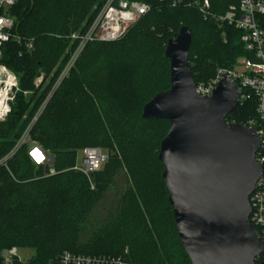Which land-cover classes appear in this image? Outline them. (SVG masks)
<instances>
[{"label":"trees","instance_id":"16d2710c","mask_svg":"<svg viewBox=\"0 0 264 264\" xmlns=\"http://www.w3.org/2000/svg\"><path fill=\"white\" fill-rule=\"evenodd\" d=\"M105 0H18L11 8L12 38L0 63L19 78L21 91L0 126V158L6 155L42 106L77 45L75 32H85ZM150 5L120 39L86 45L68 76L54 90L30 131L54 157L56 174L37 176L22 147L0 167V250L26 247L34 255L19 264H59L66 251L121 255L138 264H190L178 236L160 144L170 122L144 119V105L170 88L165 47L186 25L192 32L188 61L196 84L207 83L221 68L238 63L245 49L242 31L214 18L205 19L186 3L139 0ZM223 13L238 0H211ZM264 29V15L259 17ZM32 41L30 49L28 43ZM44 73L49 83L35 85ZM24 91L30 94L25 95ZM254 95L238 103L227 123L246 124L258 116ZM99 147L108 158L87 177L70 169L77 151ZM124 170L130 186L114 214L85 237L86 223L104 191ZM264 260V253L257 262Z\"/></svg>","mask_w":264,"mask_h":264},{"label":"water","instance_id":"95a60500","mask_svg":"<svg viewBox=\"0 0 264 264\" xmlns=\"http://www.w3.org/2000/svg\"><path fill=\"white\" fill-rule=\"evenodd\" d=\"M191 29L168 40L170 88L143 107L144 119H167L158 159L181 244L190 264H264L257 228L249 222V196L264 171L254 128L227 123L238 88L224 73L212 94L197 93L188 61Z\"/></svg>","mask_w":264,"mask_h":264},{"label":"built area","instance_id":"2783aa9c","mask_svg":"<svg viewBox=\"0 0 264 264\" xmlns=\"http://www.w3.org/2000/svg\"><path fill=\"white\" fill-rule=\"evenodd\" d=\"M17 1L0 0V59L5 43L12 38L20 41V37L12 32L14 20L10 15V10ZM182 2L196 8L205 19L214 18L219 21L220 25H232L242 31L240 39L245 52L238 63L229 69H219L215 77L207 83L196 84V91L204 97H209L221 76L228 73L238 88V103L243 102L252 95L256 97L258 116L248 119L244 125L254 128L260 138L261 144L256 159L264 165V29L259 22V17L264 15V0H238L237 4L229 5L223 13L213 11L211 0H173V5ZM150 8L149 4L139 0H105L88 29L83 33L75 32L71 35V39L77 41L75 49L38 112L17 139L12 149L0 158V167H8V161L22 147L27 149L28 156L34 165L42 167L52 165L53 156L30 134L33 124L40 116L52 93L61 81L69 75L76 60L88 43L115 41L122 38L136 21L149 12ZM28 47L30 49L33 47L32 41L28 43ZM47 80L44 73H41L35 79V85L38 87L43 83L45 84ZM19 91H21V88L18 76L0 63V126L11 113L12 104ZM24 94L28 95L30 92L24 91ZM77 155L76 163L71 169L83 173L87 177L91 189H95L94 174L102 168L107 160L106 151L99 147H85ZM249 203L251 206L249 222L257 228L264 245V171L249 196ZM16 249L13 247L0 250V264H19L22 262L15 253ZM59 264L138 263L128 261L121 255H94L66 251L61 254Z\"/></svg>","mask_w":264,"mask_h":264},{"label":"rangeland","instance_id":"374dc122","mask_svg":"<svg viewBox=\"0 0 264 264\" xmlns=\"http://www.w3.org/2000/svg\"><path fill=\"white\" fill-rule=\"evenodd\" d=\"M49 78L50 77L48 76L47 78L48 80L45 84L50 82ZM80 150L81 149L77 151V154ZM35 173L37 174V176H44V177L56 174L57 171L55 170L54 167V160L51 166L46 165L44 167H41V170H39V167H35ZM129 186H130V182L127 177V174L125 173L124 170H121L116 176L114 182L110 184L108 187H106L107 189L104 191V198L95 207L91 220H89L86 223V232L84 234V236L86 235L85 237L90 236L93 230H95L96 227L98 228L99 225L103 222V220L108 218L111 214L115 213L124 191ZM15 253L18 255V257L21 259L22 262H26L34 255L35 252L34 250L26 247H18L15 250Z\"/></svg>","mask_w":264,"mask_h":264}]
</instances>
